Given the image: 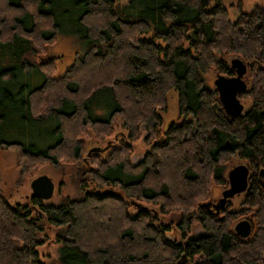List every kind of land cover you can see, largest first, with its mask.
Returning a JSON list of instances; mask_svg holds the SVG:
<instances>
[{
  "label": "trees",
  "instance_id": "16d2710c",
  "mask_svg": "<svg viewBox=\"0 0 264 264\" xmlns=\"http://www.w3.org/2000/svg\"><path fill=\"white\" fill-rule=\"evenodd\" d=\"M237 6L231 20L223 0H0V146L21 173L69 168L78 191L44 203L0 189V264H264V3ZM64 31L82 50L58 72L47 50ZM234 55L248 62L249 107L230 117L204 77L233 73ZM171 91L178 115L164 125ZM117 118L116 142L88 152L82 134L104 139ZM141 124L149 150L132 163ZM233 156L249 165L237 206H200ZM193 211L204 233L189 236ZM245 215L253 229L241 237L233 224ZM51 226L58 253L43 259Z\"/></svg>",
  "mask_w": 264,
  "mask_h": 264
},
{
  "label": "rangeland",
  "instance_id": "374dc122",
  "mask_svg": "<svg viewBox=\"0 0 264 264\" xmlns=\"http://www.w3.org/2000/svg\"><path fill=\"white\" fill-rule=\"evenodd\" d=\"M238 2L240 4V7L243 10L247 11L250 10L255 4H263L264 0H223V3L227 7L229 18L231 20H234L238 15ZM74 39L75 38L73 37L72 33H69L67 31L60 32L56 35L54 41L48 47L47 53L55 54L59 58L56 67V70L58 72H62L66 68V66L70 62H72L73 54L76 49L82 50V47H80L79 44L77 48L76 41ZM42 53L45 54L44 52ZM215 73L216 72H210L204 77L205 82L212 88H214L213 78L215 76ZM244 103L245 107H247L249 105V99L245 98ZM177 111V95L175 91H171L168 96L167 110L163 113V124L166 125L168 122L176 120L178 115ZM122 131L123 130L120 126V119L117 118L113 131L106 138L101 139L93 130H88L87 132L82 134L81 137L85 141V149L89 152L93 147L101 148V146L105 142H116V138H119L118 136ZM145 134L146 131L144 129V125L141 124L140 135L136 140L132 142L133 150L130 154V160L132 163L140 161L143 158L145 152L149 150V145L143 140ZM239 162L246 161L233 156L231 162L223 165L224 175L227 176L228 169L233 164ZM43 173L49 175L54 181L53 195L48 199H44V203H57L63 195L75 196L78 194V191H76V186L73 183L72 173L70 172L69 168H57L47 161H38L34 163L33 169L29 173H21L20 166L17 163L15 150L10 147L0 146V189L10 198L11 201L25 202L26 200H28V198L32 194L31 188L29 186L30 180L34 176ZM224 187L225 184L213 182L208 196L203 200L206 201L207 199L208 201L209 198L213 200L217 199ZM241 196L242 194L231 197L229 200H227L224 208L236 207L238 201L241 199ZM199 215V211L192 212L193 220L189 236L204 233V229L198 221ZM176 216V212H171L167 215H161L159 217L161 221L166 223L169 222V220H173ZM241 217L242 216H240L238 219H240ZM60 229L61 228L59 227L57 228L51 226L41 233V236L44 240L41 244L38 245L37 249L43 259H46L49 256L57 255L59 244L55 240V234L56 230ZM166 236L172 240L178 241L180 240V231L176 227L172 226L171 229L167 232ZM176 264H189V262L185 255H181Z\"/></svg>",
  "mask_w": 264,
  "mask_h": 264
},
{
  "label": "water",
  "instance_id": "95a60500",
  "mask_svg": "<svg viewBox=\"0 0 264 264\" xmlns=\"http://www.w3.org/2000/svg\"><path fill=\"white\" fill-rule=\"evenodd\" d=\"M229 63L234 74L227 75L216 72L213 78V84L222 110L228 116L233 117L241 114L244 110V104L240 100L239 94L247 90V81L245 76L248 62L244 61L241 57L234 55L230 58ZM92 149H99V147H93ZM257 177L261 185L264 187V168L258 169ZM226 179L227 186L222 189L221 196L213 203L212 206L214 208V212L216 213L225 207L228 199L233 197L235 194H239L248 189V164L246 162L233 164L227 171ZM29 186L31 188L32 195L42 199L50 198L54 192V181L45 173L34 176L30 180ZM199 205L208 208L210 206V201L200 202ZM233 228L238 236H248L253 229L252 217L250 215L241 217L235 221Z\"/></svg>",
  "mask_w": 264,
  "mask_h": 264
},
{
  "label": "flooded vegetation",
  "instance_id": "af4514ba",
  "mask_svg": "<svg viewBox=\"0 0 264 264\" xmlns=\"http://www.w3.org/2000/svg\"><path fill=\"white\" fill-rule=\"evenodd\" d=\"M231 74H234V72L231 73ZM231 74H230V75H231ZM245 77H246L245 79H246V81H247V86H248L247 76H245ZM239 98H240V100H241V101L243 102V104H244V110H243V112H242L241 114H245V113L247 112V109H248L249 105H248L247 107H245V103H244L245 99H244L242 96H240V95H239ZM241 114H238V115H241ZM247 164H248V163H247ZM248 166H249V165H248ZM257 171H258V170H257ZM257 178H258V177H257ZM258 181H259V180H258ZM260 184H261V183H260ZM226 186H227V183L225 184V187H226ZM246 190H247V189H246ZM246 190H245V191H246ZM221 191H222V190H221ZM245 191H243V192H245ZM243 192H241V193H239V194H243ZM239 194H235L234 196L239 195ZM220 196H221V194H220ZM220 196H219V197H220ZM219 197H217V199H215V200L209 198L208 201H210V206H209L208 208H206V209H209V210L214 211V210H213L214 208L212 207V206H213V203L216 202V201L218 200ZM228 200H229V199H228ZM201 201H204V200H201ZM206 201H207V199H206ZM202 207H205V206H202Z\"/></svg>",
  "mask_w": 264,
  "mask_h": 264
}]
</instances>
